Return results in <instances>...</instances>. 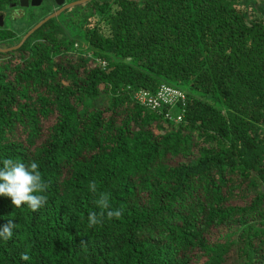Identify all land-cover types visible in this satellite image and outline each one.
I'll list each match as a JSON object with an SVG mask.
<instances>
[{"label":"trees","instance_id":"obj_1","mask_svg":"<svg viewBox=\"0 0 264 264\" xmlns=\"http://www.w3.org/2000/svg\"><path fill=\"white\" fill-rule=\"evenodd\" d=\"M41 7L0 27L5 49ZM163 83L185 92L179 122L133 98ZM0 156L47 185L36 212L0 197V264H264V0L66 8L0 50Z\"/></svg>","mask_w":264,"mask_h":264},{"label":"clouds","instance_id":"obj_2","mask_svg":"<svg viewBox=\"0 0 264 264\" xmlns=\"http://www.w3.org/2000/svg\"><path fill=\"white\" fill-rule=\"evenodd\" d=\"M47 185L42 178L39 164L35 161L25 162L12 157L0 156V197L10 198L11 204L16 208L26 205L30 210L36 212L47 203ZM93 192L96 190L95 183L90 184ZM99 204L104 209H109L107 218H119L123 209L111 210L107 196H102ZM103 214L96 212L88 214L89 226H95L102 222ZM16 224L11 219L0 226V242L13 239ZM22 261L30 262L31 257L27 253L20 256Z\"/></svg>","mask_w":264,"mask_h":264},{"label":"built area","instance_id":"obj_3","mask_svg":"<svg viewBox=\"0 0 264 264\" xmlns=\"http://www.w3.org/2000/svg\"><path fill=\"white\" fill-rule=\"evenodd\" d=\"M87 56L91 57L92 55L91 53H87ZM95 61L100 63L102 67L106 66V61L103 59L95 58ZM133 98L139 104L152 110L159 111L161 108L167 107L164 117L170 121L179 122L183 118V112H173V108L177 105L185 106L186 95L185 92L179 88L163 83L154 93H150L144 89L135 90Z\"/></svg>","mask_w":264,"mask_h":264},{"label":"rangeland","instance_id":"obj_4","mask_svg":"<svg viewBox=\"0 0 264 264\" xmlns=\"http://www.w3.org/2000/svg\"><path fill=\"white\" fill-rule=\"evenodd\" d=\"M13 4L14 3H10L7 7L3 8V10H5V9L7 10V11H5L6 12V15H5L6 18L4 20V23H5L4 25H6L7 27L22 28V26H25L29 21L28 14L34 10H32L31 7L14 9V8H11V5H13ZM55 5L56 4H52L51 0H46L41 7L42 13L47 12V10L49 12L52 10L51 11L52 13L56 12L57 10L60 9V7H58L57 5L55 6ZM37 8H39V7H36V9ZM41 9H39L38 12H41ZM13 19L16 20L15 23L11 22ZM6 44L7 43H4V42L0 43V49L3 48L2 50H4L5 48H7ZM10 44H12V43H10ZM11 47H13V45ZM11 47H9V48H11ZM97 102H99V100H97Z\"/></svg>","mask_w":264,"mask_h":264},{"label":"water","instance_id":"obj_5","mask_svg":"<svg viewBox=\"0 0 264 264\" xmlns=\"http://www.w3.org/2000/svg\"><path fill=\"white\" fill-rule=\"evenodd\" d=\"M42 1L43 0H18V6L20 8H28L29 6L30 7H39L41 4H42ZM87 0H77V1H73V2H69L67 4H64L65 0H54L55 4L57 6H61V8L59 10H57L56 12L54 13H51L50 15H48L47 17H45L44 19H42L39 23H37L34 27H32L26 34L25 36L21 39V41L11 47V48H8V49H0L2 51H7V50H11V49H16L18 48L19 46H21L23 44V42L27 39V37L34 31L36 30L39 26H41L44 22H46L48 19L54 17V16H57L59 15L63 10H65L66 8H69L73 5H76V4H80L82 2H85ZM16 5L15 3L11 6H14ZM4 24V15L2 13H0V27H2Z\"/></svg>","mask_w":264,"mask_h":264},{"label":"flooded vegetation","instance_id":"obj_6","mask_svg":"<svg viewBox=\"0 0 264 264\" xmlns=\"http://www.w3.org/2000/svg\"><path fill=\"white\" fill-rule=\"evenodd\" d=\"M45 1H46V0H43V1H42V5H43V3H44ZM51 1H52V4H55L54 0H51ZM13 3H15L16 5L11 6V8H14V9L20 8V7L18 6V1L13 2ZM64 4H67L66 0H65ZM29 7H30V6H29ZM58 7L61 8V6H58ZM0 13H2V14L4 15V20H5V18H6V16H5V15H6V12L3 11V12H0Z\"/></svg>","mask_w":264,"mask_h":264}]
</instances>
